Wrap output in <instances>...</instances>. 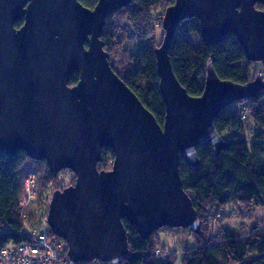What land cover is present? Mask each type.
I'll return each mask as SVG.
<instances>
[{"label":"water","instance_id":"obj_1","mask_svg":"<svg viewBox=\"0 0 264 264\" xmlns=\"http://www.w3.org/2000/svg\"><path fill=\"white\" fill-rule=\"evenodd\" d=\"M130 2L97 0L89 8L79 0H0V151L45 161L53 176L73 172L74 183L52 192L46 213L51 233L66 242L69 264L132 260L123 219L142 238L165 226L199 233L180 156L196 170L203 142L218 157L226 141L214 118L264 90L259 76L245 83L220 78L208 60L202 92L192 96L168 55L179 23L195 17L204 42L231 34L247 60H264V0H174L154 49L165 107L159 124L113 70L101 39L107 16ZM103 147L113 152L110 169L97 167Z\"/></svg>","mask_w":264,"mask_h":264},{"label":"trees","instance_id":"obj_2","mask_svg":"<svg viewBox=\"0 0 264 264\" xmlns=\"http://www.w3.org/2000/svg\"><path fill=\"white\" fill-rule=\"evenodd\" d=\"M79 1L89 8L97 3V0ZM173 2L174 0H131L128 5L107 16L101 35L109 63L112 59L109 52L127 44L126 40L128 43L132 42L130 35L136 34L144 41L143 46L137 49L133 70L122 73L111 67L159 124L164 120L165 107L159 91L154 53L158 45L155 44L151 27V14L155 9L166 8ZM258 7L263 6L258 4ZM121 12L126 13L134 32H130L129 27L122 26L118 18ZM192 32L199 34L198 19H183L177 26L168 49L172 70L190 95L201 94L208 60L212 61L217 75L222 79L239 83L250 80L247 70L240 63L246 58L235 36L227 34L214 45L202 39L198 45H193L186 37ZM201 77L203 79L199 82ZM77 80L78 74L72 73L69 84L74 85ZM238 102L243 105L242 109L229 107V104L214 118L215 129L226 141L218 157H214L211 146L203 142L196 147L199 159L196 170L190 168L180 156L179 172L183 188L190 195L201 221V231L194 233V245L185 247L182 252L183 264H264V219L254 224L245 238L231 230H223L209 237V231L203 224L205 213L218 211L228 205H237L238 217L242 219L251 218L253 209L264 205V90ZM250 120L256 127L251 140L244 132V125ZM227 132L230 133V138L225 139L222 135ZM106 156L112 158L113 152L110 148L103 147L102 161L98 163L101 165L100 169H103ZM28 159L30 158L23 151L11 157L0 151V248L28 239L19 206L23 195L25 162ZM44 176L50 179L56 177L49 172L48 167ZM123 224L129 248L135 252V257L130 261L124 260L121 264H175V253L157 256L158 248L155 247L152 236L154 232L148 238H142L127 220L123 219ZM49 232L51 233L50 230ZM94 263L108 264L98 260L77 264Z\"/></svg>","mask_w":264,"mask_h":264},{"label":"rangeland","instance_id":"obj_3","mask_svg":"<svg viewBox=\"0 0 264 264\" xmlns=\"http://www.w3.org/2000/svg\"><path fill=\"white\" fill-rule=\"evenodd\" d=\"M165 8L155 9L151 14V27L155 37V44L159 45L163 36L162 29V19L164 15ZM119 21L122 26H127L130 28V32H134L131 27V23L127 20V15L124 12L118 14ZM132 42L128 43L126 40L125 45H120L117 48H114L110 51L112 59H110V65L114 69L122 73H128V70H133L136 65L137 49L140 46H143L144 41H142L136 34L130 35ZM193 45H198L201 41L200 35L198 33H190L186 36ZM108 53V52H107ZM241 65L247 70L250 80L259 76L264 80V61L250 62L246 59L240 61ZM202 77L199 79V82L202 81ZM243 106V105H242ZM241 103L233 102L229 107H239L241 108ZM245 115V110L243 111ZM244 132L246 137L251 140L252 135L256 131V127L253 125L250 120L244 125ZM225 139L230 138V133H224ZM103 164V169H110L113 157H105ZM101 165H97L100 169ZM46 162L37 161V160H26L24 178L26 174L30 171H34L37 175V185H36V198L33 202L28 204L27 207L20 210L23 215L22 220H24L25 228L27 226L33 227L36 229H41V225L46 221V213L48 209V204L52 197V192L55 189H62L70 184H73L75 181V176L71 170L62 169L59 171L56 177L51 179L45 177L46 172ZM253 216L251 218L242 219L239 216L238 206L237 205H228L220 208L218 211L207 212L203 215V224L206 226V229L209 231V237L215 233H220L223 230L234 231L241 237H247L250 233L254 224L260 222L264 219V205L258 206L253 209ZM263 218V219H262ZM155 240V247L157 246L159 256H165L169 253H175L176 261L175 264H183V250L185 247H191L194 245L195 235L190 228H181V227H162L158 230H155L152 234ZM98 264V263H94Z\"/></svg>","mask_w":264,"mask_h":264},{"label":"built area","instance_id":"obj_4","mask_svg":"<svg viewBox=\"0 0 264 264\" xmlns=\"http://www.w3.org/2000/svg\"><path fill=\"white\" fill-rule=\"evenodd\" d=\"M37 179L34 171L26 174L23 195L19 200L21 210L35 200ZM40 227L39 230L27 226V240L1 247L0 264H69L66 242L49 232L45 220Z\"/></svg>","mask_w":264,"mask_h":264},{"label":"flooded vegetation","instance_id":"obj_5","mask_svg":"<svg viewBox=\"0 0 264 264\" xmlns=\"http://www.w3.org/2000/svg\"><path fill=\"white\" fill-rule=\"evenodd\" d=\"M261 5V4H260ZM256 6L258 7V4H256ZM259 8V7H258ZM262 8V7H261ZM23 18L19 19L17 22L14 23V27L15 28H19L22 24H23ZM245 56V55H244ZM249 61V60H248ZM264 60H262L263 62ZM250 62H254V61H250ZM257 62V61H255ZM205 77V76H204ZM250 81V80H249ZM203 82H204V79H203Z\"/></svg>","mask_w":264,"mask_h":264},{"label":"bare ground","instance_id":"obj_6","mask_svg":"<svg viewBox=\"0 0 264 264\" xmlns=\"http://www.w3.org/2000/svg\"><path fill=\"white\" fill-rule=\"evenodd\" d=\"M262 6H263V5H262ZM162 38H163V36H162ZM161 41H162V39H161ZM160 43H161V42H160ZM159 45H160V44H159ZM159 45H158V46H159ZM238 101H239V100H238ZM238 101H236V102H238ZM241 106H242V105H241ZM242 108H243V106L241 107V109H242Z\"/></svg>","mask_w":264,"mask_h":264},{"label":"crops","instance_id":"obj_7","mask_svg":"<svg viewBox=\"0 0 264 264\" xmlns=\"http://www.w3.org/2000/svg\"><path fill=\"white\" fill-rule=\"evenodd\" d=\"M263 219V218H262Z\"/></svg>","mask_w":264,"mask_h":264}]
</instances>
